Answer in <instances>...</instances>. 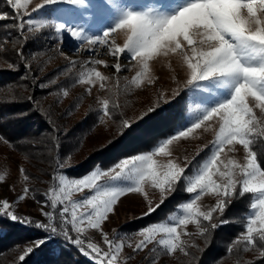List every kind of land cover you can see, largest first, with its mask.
I'll use <instances>...</instances> for the list:
<instances>
[{"label": "snow or ice", "instance_id": "1", "mask_svg": "<svg viewBox=\"0 0 264 264\" xmlns=\"http://www.w3.org/2000/svg\"><path fill=\"white\" fill-rule=\"evenodd\" d=\"M6 2L15 14L2 13L0 21L11 19L15 23L3 26L8 34L0 37L3 62L0 70L19 71L21 64L24 68L17 81L3 86L10 92L13 85L25 91L48 90L46 96H56L54 103L58 105L69 96V88L84 86L89 95L97 88L105 95H98L97 107L89 109L88 114L94 111L96 117L92 127L112 121L121 136L134 135L145 117L169 119L159 106V100L164 98L162 91L157 93V102L135 119L124 114L127 99L121 102L122 96L157 83L152 64L163 59L175 84L172 96H179L187 89L195 105L194 118L178 121L172 133L157 140L149 151L119 159L106 169L94 165L91 171L73 177L66 169L71 166L72 153L81 146L82 138L67 153H62L63 129L58 119L53 118V105L45 108L34 95L23 97L32 105L28 111L38 113L50 131L14 142L0 131V142L17 151L20 150L17 145L30 146L24 159L46 163L51 172L39 171L49 175L51 183L43 192L31 187L30 181L34 178L19 165L24 185L21 193L14 202L0 198V222H14L40 233L27 242L28 246L18 257L19 264H26L27 258L38 249L51 250L50 245L57 238L64 246L76 248L92 264H128L140 253H144V264H160L162 257L178 258L177 254L184 258L180 264H199L196 253L206 251L214 233L230 223L241 230L228 241L224 256L213 264H222L230 254L237 256L235 264H256L255 260L243 259L249 251L258 253V258L264 261V164L261 162L264 157V0H158L144 8L133 7L129 0H42L32 10L40 13V18H31L29 14L26 20L21 10L27 11L30 0ZM92 8L111 21L101 30L102 34L89 33L84 24L76 20L59 19L79 13L80 19L86 22ZM49 28H54L55 35L46 39L67 33L81 42L79 50H86L89 58L72 60L60 51L68 65L42 80L39 73L44 67L34 68L33 61L45 55L44 50L26 53L24 46L29 39L40 38L42 30ZM9 30H15L17 35L13 37ZM116 33L124 35L123 44L113 38ZM7 44H12L18 60H8ZM97 46L105 49L114 63L96 58L100 55ZM122 57L127 65L121 62ZM77 64L82 70L72 76ZM99 66L113 69V75H106ZM125 71H134V75L122 77ZM61 76L66 78L65 84H58ZM15 102H21L16 94L0 101ZM80 103L82 97H78L61 118L71 115ZM26 115L28 112L15 113L4 119ZM198 131L213 135L209 152L194 163L195 156L209 147L208 144L197 146L195 155L185 156L181 163L180 158L173 155L171 146L181 140L199 139ZM241 149L242 158L237 155ZM8 174L0 173V183L6 181ZM146 186L159 192V203L153 205ZM178 188L189 197L179 203L178 210L166 220L152 222L135 231L112 229L111 237L105 231L106 223L117 214L129 194L143 196L147 207L138 217L143 219L151 217ZM10 190L15 191V186L11 185ZM77 194L83 195L74 199ZM246 195L249 196L247 210L227 215L232 205ZM204 197L213 198L214 204L204 206ZM29 198L38 205V219L15 211L19 202ZM189 225L195 227L194 232L188 230ZM90 230L100 234L104 247L87 237ZM198 238L203 240L204 248L196 242ZM126 247L131 253H124Z\"/></svg>", "mask_w": 264, "mask_h": 264}, {"label": "rangeland", "instance_id": "2", "mask_svg": "<svg viewBox=\"0 0 264 264\" xmlns=\"http://www.w3.org/2000/svg\"><path fill=\"white\" fill-rule=\"evenodd\" d=\"M42 0H30V3L27 7V11L25 12L23 9L21 10L22 13H24V19L29 18V14H31V18L38 19L40 18V13H34L32 10L35 8V6L39 3H41ZM158 0H129V3L136 8H144L147 7L149 3H157ZM11 11L13 14H15V10H13L11 7L7 11V13ZM4 13V12H2ZM48 15L51 16V10H49ZM89 19L85 22L80 19L79 13H73L68 16H61L59 19H73L76 20L79 23H83L86 30L89 33H100L102 34V29L105 28L111 21L108 20L98 9L92 8L89 10ZM3 34L7 35V32L5 31ZM50 35H55L54 28H49L42 30V35L40 38L37 39H29L28 42L25 44L24 49H28V45L32 43L33 49L25 50V52H32L38 51L43 49L45 52V55L38 57L36 60L33 61V66L35 67H44V71L39 73L42 80H47L48 77L52 76L53 73L61 68H64L68 65V60L65 59L64 56L60 55V51H63L65 56L72 60H85L88 59V52L80 51L81 42L75 40L74 38L70 37L67 33H62L59 38L55 39H46V37ZM113 38L116 40L117 43L123 44L124 41V35L122 33H116L113 34ZM6 49L8 51L14 52L12 50V44H7ZM100 52V55L96 58L105 59L109 63H114V59L108 55L105 54V49L100 48L97 46ZM50 49V50H49ZM9 60V59H8ZM47 62V63H46ZM121 62L123 64L127 65V61L121 59ZM2 60H0V66H2ZM153 68V74L158 77L157 83L155 85H145L141 89L134 90L130 95L126 97H121V102H123L124 99H127L128 106L124 108V114L127 118L135 119L140 116L141 112L147 109L148 107L152 106L157 102L158 99V91H162L164 93V98L159 100V106L160 108L164 109L166 111L168 108L173 107L175 109L176 104H178V114L177 118L178 121H188L194 118L192 115V110L194 109L195 105L192 104L191 100L189 99V94L187 89H184L181 91L179 96L173 97L172 96V89L175 87V84L171 80V70L168 69L167 63L163 60H157L153 62L152 64ZM82 69L80 68V65L77 64L75 68L72 69V76H75L79 71ZM99 70L104 72L106 75H113V69H105L103 66H99ZM134 75V71H125L121 73V76L131 78V76ZM180 79L183 81L184 76L181 73ZM66 78L64 76H61L59 79L58 84H65ZM124 81L121 80V85H123ZM29 91V90H28ZM28 91H25L28 93ZM48 90H41L39 88H36L34 92H29V95H34L37 99H40L42 102V105L45 108H48L49 105H53L52 111H53V118L58 119L60 125L62 126V133L61 137L63 138L68 133H76V128L80 127V129L87 128V124L90 122V120L95 121V112L93 111L92 114L89 113L90 107L94 110L96 105V97L98 95L103 96L105 95L104 92L98 91L97 88H94L92 90L91 95L87 94L85 91L84 86L77 85L74 88H69V96L66 98H63L62 101L57 105L55 104V100L57 99L56 96L47 95ZM46 97V98H45ZM78 97H82V103H80V106L78 109L72 112L71 115H63L61 118V114L65 113L67 109L70 108L74 104V102L77 100ZM167 114V112H165ZM148 119L145 117L142 121ZM15 124V121H12ZM162 121H160L161 123ZM158 123V125H160ZM48 125V124H47ZM93 125V124H92ZM87 128L88 131L82 132L81 137L82 138V144L81 146L72 153V159H71V166L74 167L77 165L76 163L80 161L82 163L84 160L91 157L94 150L106 147L109 144V141H115L118 136L116 123H113L112 121H108L107 125H99L97 124L96 127ZM175 127V125H174ZM157 129V127L155 128ZM154 129V130H155ZM157 132H163L157 140L162 139L172 133L171 131H166L165 129H168L167 124H163L161 127H158ZM174 129V128H173ZM155 132V133H157ZM66 133V135H65ZM84 133V134H83ZM200 135L199 139L196 140H188V141H178L172 145L173 149V155L180 158L181 163H183V158L185 156H188L189 158H192L195 155L197 146H203L205 144H208V148H204V151L200 153L199 156H195L194 163L196 161H199L206 153L209 152V148L211 145L209 142L214 138L211 133H197ZM75 137L67 138L66 140L71 141L74 140ZM79 138V139H80ZM155 141V142H156ZM145 151L138 152L137 154L149 151L154 143ZM29 150H26L24 147L22 150L19 151L16 150V148L10 147L8 145L3 144L0 142V173L2 172H8V176L6 177V181L3 183H0V198H7L10 202H14L16 197L21 193L23 185V178L19 175L18 172V166L23 165L27 172L30 174L32 179L30 181V186L38 189L39 191L43 192L46 191L47 188L50 186V176L42 174L39 169H47L48 172H51V168L45 163L40 164L36 161H28L24 159V155L27 154ZM94 155V154H93ZM136 155V154H134ZM238 157H243V151L237 153ZM130 157V156H127ZM120 155V152H116L113 156H111L109 163H98L102 168H107L110 165L116 163L119 159L127 158ZM157 159L163 160L165 158L158 157ZM97 165V164H96ZM68 169L66 171L68 172ZM93 169V168H92ZM91 171V170H90ZM69 175L73 177H79L74 176L71 173H68ZM82 176V175H81ZM38 177V179H35ZM44 181V182H41ZM15 186V191L10 190V186ZM148 198L152 200L153 205L156 203H159V192L151 186H146L145 188ZM87 191V190H86ZM83 194H77L74 199H79ZM174 199H177L174 203ZM182 197V198H181ZM189 197V194L184 193L180 188L177 189L175 193L170 195L168 197L169 199V208L168 213L166 214L165 218L158 219L156 221H150V222H142L143 220H146L145 217L143 219H138V217L141 216V214L146 210L147 204L140 194H129V196L123 200V203L120 205L118 212L116 215H113L111 217L110 222L106 223L105 231L109 233V236L111 237L113 235L112 229H119L121 232H129V231H135L136 229L142 228L143 226L150 224L152 222H162L167 219L169 215H171L173 212L178 210L179 203L185 202ZM43 199V197H41ZM167 199V200H168ZM166 200V201H167ZM166 203V202H165ZM202 204L204 206H210L214 204V199L211 197H204L202 200ZM15 211H17L18 214L22 215H30L33 218H40V213L38 211V205L33 201L31 198L27 199L26 201L19 202V204L16 206ZM140 223L142 224L141 227H139ZM145 223V224H144ZM189 231H195V227L193 225H189L188 228ZM87 237L91 238L94 242L101 244L102 247H104L102 238L99 233L95 232L94 230H90L87 234ZM125 254L131 253V249L125 248L124 249ZM144 253H140L137 255V257L134 260H131L128 262V264H144L143 261ZM177 257L169 258V257H162L160 264H180L181 259L183 258L180 254H177ZM253 256L246 254L244 255V259L246 260H253Z\"/></svg>", "mask_w": 264, "mask_h": 264}, {"label": "trees", "instance_id": "3", "mask_svg": "<svg viewBox=\"0 0 264 264\" xmlns=\"http://www.w3.org/2000/svg\"><path fill=\"white\" fill-rule=\"evenodd\" d=\"M9 9L10 6L7 5L6 0H0V14H2V12L7 13ZM8 14L11 16L13 15V12L9 11ZM13 23H15V21L11 19L0 21V37L5 36V34H3L5 32L3 26ZM9 31H11V35L13 37L17 35L15 30ZM32 46V43H30L28 45V49H26H33ZM26 49H24V51ZM33 51L34 50H32V52ZM7 58L9 60H18L16 53L11 51H7ZM23 71L24 68L22 64L19 67V71L0 70V101L8 100L13 94L18 95L21 99V102L0 103V131H2L13 142L26 137H38L41 133L50 131L49 125H47L45 120L38 113L28 111L32 105L27 100H24L23 97L28 96L30 94L29 92H31V89H29L27 93L25 90L17 89L15 85H13V91L10 92L7 87H3L10 82L17 81ZM21 112H28V115L22 116L18 119H4L5 117ZM165 112H167L169 119H161L159 116H148V119L138 124V131L136 134H126L124 136L118 134L119 137H117L115 141H112L106 147L94 150L90 158L84 160L82 163H80V161L77 162V165L74 167H69L68 173H71L74 176H81L92 170L93 166L98 163L111 162L110 158L116 152H120L121 156L127 157L147 150L153 144V142L156 141V139L163 135L161 133L165 132H157L159 130L158 127H161L163 124H167L168 129L165 130L171 131L173 130L174 125H176L178 122V104H176L175 109L170 107ZM93 120H90V122L87 124L89 127L87 128H90V126L94 123ZM12 121H15V124ZM160 121L162 122L160 123ZM158 123H160V125H158ZM156 127L157 129H155ZM87 128L80 129V127H77L75 131L76 133L71 132L64 136L62 138V153H67L73 147V145H75L76 141L82 136L81 133H86V131H88ZM72 137H75L74 140H66L67 138ZM17 147L21 150L23 147L26 150L30 149V146L28 145H17ZM261 162L264 164V157H261ZM177 199H174L173 197L174 203ZM165 202L166 203L161 205V207L157 209V211L151 217L146 218V220L141 221V223L165 218L166 214L168 213L169 199ZM248 202L249 196L246 195L243 200H239L232 205L227 215L234 216L238 213L245 212L247 210ZM141 223L139 227H141ZM5 225H7V227H4ZM0 228H3V231H0V264H19L18 257L20 254H22L25 247L28 246L27 242L37 238L40 233L34 229L27 228L23 225L10 221L0 222ZM240 230L241 228L234 223H230L229 225L218 229L214 233V239L211 242V246L208 247L207 250L202 254L196 253L197 257L199 258V264H213L214 260L224 256L228 241ZM196 242L201 248L205 247L202 239L198 238ZM50 248L51 250H36L27 258L26 264H92L89 258L80 254L76 248L70 245L64 246L63 241L59 238H57L50 245ZM58 248H62L63 250L57 251ZM191 251L195 252V249H192ZM246 254L253 256V260H255L256 264H264V261L258 258V253L249 251L244 255ZM183 259L184 258L181 260ZM236 259V255L230 254L225 257L222 264H235Z\"/></svg>", "mask_w": 264, "mask_h": 264}]
</instances>
